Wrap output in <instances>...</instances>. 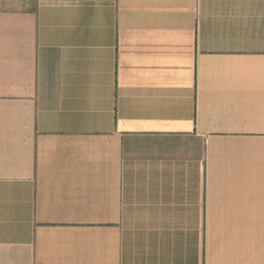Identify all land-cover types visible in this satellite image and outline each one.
<instances>
[{
    "label": "crops",
    "instance_id": "crops-1",
    "mask_svg": "<svg viewBox=\"0 0 264 264\" xmlns=\"http://www.w3.org/2000/svg\"><path fill=\"white\" fill-rule=\"evenodd\" d=\"M0 264H264V0H0Z\"/></svg>",
    "mask_w": 264,
    "mask_h": 264
}]
</instances>
